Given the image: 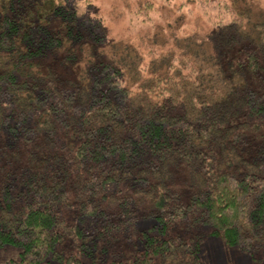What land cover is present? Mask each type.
<instances>
[{
	"label": "trees",
	"instance_id": "1",
	"mask_svg": "<svg viewBox=\"0 0 264 264\" xmlns=\"http://www.w3.org/2000/svg\"><path fill=\"white\" fill-rule=\"evenodd\" d=\"M159 1L172 12L167 32L161 13L154 22L136 9L145 28L134 41L108 36L111 16H97L94 0H0V132H42L53 147L19 177L25 189L0 187V248H21L6 264H82L88 224L136 228L139 208L162 232L185 221L227 245L264 248V3ZM190 3L203 20L176 32ZM181 166L186 200L167 184ZM73 203L87 224L66 221ZM64 236L81 248L57 250ZM147 236L149 250L104 264L201 263L200 240Z\"/></svg>",
	"mask_w": 264,
	"mask_h": 264
},
{
	"label": "rangeland",
	"instance_id": "2",
	"mask_svg": "<svg viewBox=\"0 0 264 264\" xmlns=\"http://www.w3.org/2000/svg\"><path fill=\"white\" fill-rule=\"evenodd\" d=\"M146 0H94L97 16H111L109 19L104 20L107 27V34L111 38H130L136 41V26L139 30H144L136 23V9L147 8L148 13L153 21L156 18L160 19L159 13L162 14V31L167 32L166 26L170 15L172 14L166 6H163L164 1L153 0L152 6L145 5ZM264 3V0H260ZM189 2H191L189 0ZM188 2V3H189ZM194 10V15L191 17L181 18L176 24L174 21L173 29L176 31V26L180 24V29L195 25L199 28V21L203 20V15L197 9L196 3H190ZM125 8L124 14L111 15L110 10L116 8ZM145 7V8H144ZM142 10V11H143ZM130 12V13H128ZM179 14L178 12H174ZM185 13V11H182ZM132 17V19H131ZM181 22V23H180ZM183 24V26H182ZM188 25V26H187ZM177 27V28H178ZM173 31V30H172ZM177 32V31H176ZM82 66V63L79 65ZM46 139L42 132L19 133L16 138L9 136L4 131L0 132V187L4 184H12L13 192H17L24 184H19L18 179L23 174L31 170H37L43 166V161L49 154L53 147H48ZM168 187L171 190H176L180 193L181 198L186 200L189 195L190 187L188 184V176L183 166L175 170L174 176L171 180L167 181ZM121 188L122 191L126 189L125 185L120 183L114 186ZM23 189H25L23 187ZM118 192L117 194H122ZM106 200V198H104ZM23 199H16L15 207L18 208ZM115 203L108 204L106 210H116ZM78 208L76 203H73L68 208L63 209V214L67 222H78L79 224H87V220H81L78 215ZM142 209H138V219L136 220V228L128 226L120 229H109L104 227L103 223L94 221L86 226V230L90 233L87 242L92 245V251L83 253L81 255L82 264H92V257H97L99 264L108 263L112 258L123 259L128 257L139 256L146 250H149L150 244L148 243V236H160L161 238L183 237L187 241L189 238H194L201 241L199 260L200 264H264V248L255 251H245L237 246H230L219 236H210L208 233L211 230L210 225L191 224L187 225L185 221H180L168 226L166 231L159 230L157 219L151 215L142 213ZM143 214V215H142ZM109 227H111L109 225ZM82 241V240H81ZM79 238L73 236H64L63 239L57 244V250H63L65 254L79 250ZM176 241V240H175ZM83 247V246H82ZM85 247V246H84ZM83 247V248H84ZM21 248L16 245L6 244L0 248V264H6L11 259H18L20 257ZM114 253H117L115 255ZM153 256V255H152ZM187 259V258H186ZM155 264H160V259L153 256ZM41 264H61L60 261L49 259L43 261ZM178 264V262H177ZM183 264H196L194 260L190 262L184 260Z\"/></svg>",
	"mask_w": 264,
	"mask_h": 264
}]
</instances>
